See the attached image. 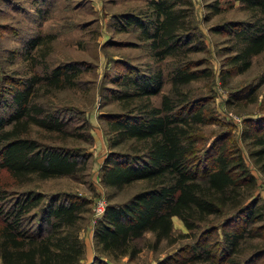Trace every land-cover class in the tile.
Here are the masks:
<instances>
[{"label":"rangeland","instance_id":"1","mask_svg":"<svg viewBox=\"0 0 264 264\" xmlns=\"http://www.w3.org/2000/svg\"><path fill=\"white\" fill-rule=\"evenodd\" d=\"M150 1L0 0V116L14 106L11 91L20 88L26 76L70 62L76 69L69 71L74 72L72 83L51 86L45 78L35 98L57 112L71 134L60 139L56 132L35 125L31 128L44 142L67 144L85 155V161L80 160L71 175L31 174L18 184L0 167V184L8 191L32 188L47 196L69 193L83 202L78 219L83 251L77 264H88L95 256L109 264H157L158 260L159 264H214L225 262L227 257H232L235 264H264V165L261 166L259 156L250 153L256 147L254 135L264 133V48L241 69L238 62H230L237 44L233 33L218 27L228 21L250 20L254 15L241 0H172L174 7L181 8L182 29L195 35L191 42L196 40L202 45L187 52L182 60H190L192 68L206 67L208 72L178 85V92L169 80L176 57L156 58L150 39L143 35L140 26L125 21L129 16L143 23L148 20L152 12ZM34 36H39L40 43L32 47L29 40ZM156 69L161 70L163 83L148 96L153 104L158 105L166 93L178 102L176 107L190 99L189 112L199 109L202 114L203 120L194 123L198 138L195 155L204 157L202 161L207 165L216 147L238 148L254 176L253 190L245 199H255L254 215L245 216L239 211L242 206H238L209 215L191 229L172 215L169 236L155 243L152 233L144 231L132 240L139 248L133 257L124 254L112 258L96 244L93 224L108 202L126 199L143 181L121 187L101 181L106 154L110 149L123 148L108 146L105 117L125 111L115 96L125 86L122 81L126 75ZM209 145L212 148L204 152ZM98 202L102 210H96ZM229 231L241 234L232 252L225 241L224 232ZM197 239L206 242L213 256L191 255V245Z\"/></svg>","mask_w":264,"mask_h":264},{"label":"trees","instance_id":"2","mask_svg":"<svg viewBox=\"0 0 264 264\" xmlns=\"http://www.w3.org/2000/svg\"><path fill=\"white\" fill-rule=\"evenodd\" d=\"M241 2L252 11L253 18L228 21L218 27L233 33L237 44L230 62H238L244 69L251 56L264 48V0ZM150 7L151 16L144 23L135 16L125 21H134L140 26L143 35L150 39L156 58L176 57L169 80L180 92L178 85L208 74L206 67L192 68L190 60H182L187 52L202 45L196 40L191 42L195 35L182 29L181 8L174 7L172 0H151ZM39 39V36L32 37L29 46L40 43ZM71 69L76 71L72 63L64 62L47 72H32L20 88L11 91L14 106L5 116H0V167L17 184L29 179L31 174L71 175L78 169V162L85 161V155L76 148L44 142L31 128L35 125L56 132L60 139L71 134L57 112L35 98L45 78L51 86L72 83ZM162 78L160 69L126 75L122 81L125 86L115 96L125 111L105 117L108 146L123 148L108 151L101 167V181L116 187L143 181L126 199L108 202L93 224L96 244L112 258L124 254L133 257L139 248L132 240L144 231L152 233L155 243L169 236L172 215L178 216L190 229L209 215L238 206H242L239 211L245 216L254 215L255 199L245 202L253 190L254 176L245 166L238 148L216 147L207 165L202 161L204 157L195 155L198 138L194 123L203 120L202 114L199 109L189 112L190 99L176 107L178 102H173L166 93L158 105L153 104L148 96L161 88ZM253 143L256 147L250 153L261 158L262 166L264 133L254 135ZM211 148L206 147L204 152ZM82 203L69 193L47 196L32 188L8 191L0 184V263L77 264L83 251L78 235ZM224 233L227 249L235 251L241 234ZM191 255L213 256L206 242L198 239L191 245ZM235 263L232 257H227L225 262L214 264ZM88 264L109 263L95 256Z\"/></svg>","mask_w":264,"mask_h":264},{"label":"built area","instance_id":"3","mask_svg":"<svg viewBox=\"0 0 264 264\" xmlns=\"http://www.w3.org/2000/svg\"><path fill=\"white\" fill-rule=\"evenodd\" d=\"M101 208H102V205L100 204V202H98L97 205H96V210L97 209L102 210Z\"/></svg>","mask_w":264,"mask_h":264}]
</instances>
